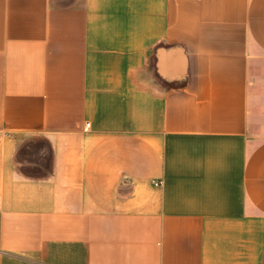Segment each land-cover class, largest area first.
<instances>
[{
	"label": "crops",
	"instance_id": "obj_1",
	"mask_svg": "<svg viewBox=\"0 0 264 264\" xmlns=\"http://www.w3.org/2000/svg\"><path fill=\"white\" fill-rule=\"evenodd\" d=\"M0 264H264V0H0Z\"/></svg>",
	"mask_w": 264,
	"mask_h": 264
},
{
	"label": "built area",
	"instance_id": "obj_2",
	"mask_svg": "<svg viewBox=\"0 0 264 264\" xmlns=\"http://www.w3.org/2000/svg\"><path fill=\"white\" fill-rule=\"evenodd\" d=\"M88 124H89V123H86V125H88ZM154 184H155V185H158V184H159V182H154Z\"/></svg>",
	"mask_w": 264,
	"mask_h": 264
}]
</instances>
